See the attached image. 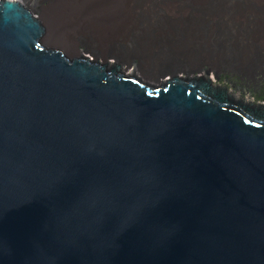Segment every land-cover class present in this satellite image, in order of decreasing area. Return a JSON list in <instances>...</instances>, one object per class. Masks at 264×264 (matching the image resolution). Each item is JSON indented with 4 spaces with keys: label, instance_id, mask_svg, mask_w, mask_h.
<instances>
[{
    "label": "water",
    "instance_id": "obj_1",
    "mask_svg": "<svg viewBox=\"0 0 264 264\" xmlns=\"http://www.w3.org/2000/svg\"><path fill=\"white\" fill-rule=\"evenodd\" d=\"M41 52L0 3V264H264V115Z\"/></svg>",
    "mask_w": 264,
    "mask_h": 264
},
{
    "label": "bare ground",
    "instance_id": "obj_2",
    "mask_svg": "<svg viewBox=\"0 0 264 264\" xmlns=\"http://www.w3.org/2000/svg\"><path fill=\"white\" fill-rule=\"evenodd\" d=\"M28 1L36 8L40 19L45 23L47 34L39 19L19 0H0V3L3 10H23V16L29 17L31 24L42 30V52L40 56L55 57L61 60L63 67L87 66L89 69L95 70L97 65L99 71L109 73V79L120 71L123 83L138 86L140 93L147 96L157 93V98H161V93H167V87L169 86L180 84V90H182L193 86L209 85L210 91L217 93V99L225 97L226 102L233 104L234 110L252 111L264 115V81L256 80L254 77L251 78L252 81H249L232 74L234 70L245 73L244 65L249 62V59L252 61L264 60V43L262 42L264 38V9L249 8L247 14L246 11H236V15L231 22H222L219 28L211 26L205 39H201L206 47H210L212 43L216 42V52H214L213 58L209 57V65L214 69L220 66L229 69L225 72L226 74L220 77L214 76L213 78L209 71H205L204 75L184 79L175 73L179 71L191 73L197 69L177 65L159 68L153 73L147 71L149 60L152 62L159 60L158 55L150 56L157 50L159 51V47L147 45L146 42H143V36H140L142 39H129V34H125L127 31L123 34L122 29L126 27L134 29L139 35L143 33L142 29L144 28L139 26V20L136 19V15L133 13L132 0ZM169 1L164 0L162 4L166 5ZM157 7L160 14L164 12L160 8L161 5ZM148 10L146 5L141 9L142 12H145L146 17H150ZM242 14H245L244 18L241 17ZM248 14L251 16L250 19L246 16ZM148 20H152V18ZM45 34L46 37H44ZM87 37L94 41L92 46L86 47L82 44L83 39ZM190 39H196V37L189 36L187 40L190 41ZM197 39L199 38L197 37ZM44 41L48 44H59L62 46L61 48L74 56L80 55L79 48L82 44L86 47L87 52L104 62H107L108 59L122 60L119 52L107 49L109 44L118 42L127 47L133 45L132 49H134L140 61L137 65L138 72L158 83L162 82L160 81V78H162L163 82L159 83V86L145 84L135 76L126 75L120 65L109 68L87 56H79L80 58L70 60L63 52L47 48ZM181 41L184 42V40ZM189 49L190 47H187L186 44H182L178 48L171 46L166 50L176 53L177 51L184 52ZM124 63L130 65L131 60L127 59ZM219 79H222L223 86L215 83ZM226 86H229L230 89ZM232 89L249 94L248 99H236ZM250 93L258 94L260 97L263 96L261 98L263 102L254 104Z\"/></svg>",
    "mask_w": 264,
    "mask_h": 264
},
{
    "label": "rangeland",
    "instance_id": "obj_3",
    "mask_svg": "<svg viewBox=\"0 0 264 264\" xmlns=\"http://www.w3.org/2000/svg\"><path fill=\"white\" fill-rule=\"evenodd\" d=\"M19 1L39 19L47 34L46 25L40 19L38 11L32 6L31 2L28 0ZM163 1L164 0H132V10L136 15V19L140 22H138L139 26L144 28L142 29L143 33L139 35L134 29L128 27L124 28L125 30L122 29V31L123 34L127 31L125 34H129V39H142L140 36H143V42H146L147 45L155 46L157 48L159 47V51L157 50V52L150 55L151 57L158 55L157 58L159 60H155L157 62H152L151 60L148 61V72L153 73L156 69L174 67L177 65L190 69H197L191 73L183 71L175 73L177 76L183 77L184 79H192L198 75H204L205 71H209L213 78L214 76L220 77L221 75L226 74L225 72L229 69L221 66L214 69L209 65V57L213 58L214 52H216V42L212 43V46L206 47L201 39H205L211 26L219 28L220 23L231 22L236 15V11H246L247 14L249 8L258 7L264 9V0H170L166 5L162 4ZM145 5L149 9L148 12L150 13V17H146V14H144L145 12L141 11ZM160 5L161 10L164 11L161 12V14L157 7ZM246 16L248 19L251 18L249 14ZM241 17L244 18L245 14H242ZM149 18H152V20H148ZM46 34L44 37H46ZM189 36L196 37V39H190L189 41L187 40ZM197 37L199 39H197ZM181 40H184V42ZM262 42L264 43V38L262 39ZM93 43L94 41L88 37L82 41V44L86 47L92 46ZM44 44L49 49L63 52L70 60L80 58L79 56H87L93 61L108 66L109 68L120 65L126 75L135 76L148 85L159 86V83L163 82L162 78H160V81L162 82L158 83L155 80H150L149 78L142 76L138 72L137 65L140 61L134 49H132L133 45L127 47L118 42L109 44L107 49L119 52L123 61L108 59L107 62H104L102 59L87 52L86 47L82 44L79 48L80 55L78 56H74L72 53L69 54L61 48L62 46L59 44H48L45 41ZM182 44H186L190 49L184 52L177 51L176 53L174 51L166 50L171 46L178 48ZM127 59L131 60L130 65L124 63ZM244 67L245 73L234 70L232 74L249 81H252V77L256 78V80L264 81V60L252 61L249 59V62H247ZM221 80L222 79H219V81H215V83L223 86ZM226 87L230 89L229 86ZM232 91L236 99H248L249 94L236 91V89H232ZM250 95L253 97L252 101L254 104L263 102V100H261L263 96L260 97L255 93H250Z\"/></svg>",
    "mask_w": 264,
    "mask_h": 264
}]
</instances>
